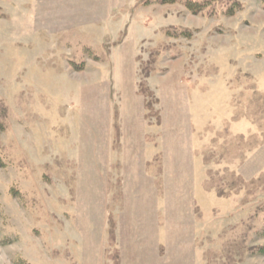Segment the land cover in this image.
<instances>
[{"label": "rangeland", "instance_id": "obj_1", "mask_svg": "<svg viewBox=\"0 0 264 264\" xmlns=\"http://www.w3.org/2000/svg\"><path fill=\"white\" fill-rule=\"evenodd\" d=\"M191 1L205 8L0 0V264H115L116 250L121 264L109 227L98 260L103 218L118 222L124 211L129 219L121 167L113 165L108 195L89 175L93 165L69 151L90 145L81 116L106 115L112 80L122 93L115 111H131L129 79L139 93L144 68L167 78L174 97L162 101L149 77L153 97L141 95L147 123L160 127L161 111H179L174 123L190 118L193 127L166 147L170 164L159 143L149 164L151 218L172 220L163 228V259L157 253L152 261L138 242L133 250L125 244L124 264H264V3ZM124 235L126 242L128 228Z\"/></svg>", "mask_w": 264, "mask_h": 264}, {"label": "crops", "instance_id": "obj_2", "mask_svg": "<svg viewBox=\"0 0 264 264\" xmlns=\"http://www.w3.org/2000/svg\"><path fill=\"white\" fill-rule=\"evenodd\" d=\"M134 77V75L130 77L128 91H126L127 97L132 98V103L129 105L131 111H115V105H113L115 104V97L118 101L122 93H118L121 88L119 86L117 90V88H115V82L112 80L111 84L108 85L109 89L107 92V105H109V109L105 108L106 115H103L102 113V119H94L93 116L96 115L91 111L90 114H83L81 116V119L85 122L83 124L87 130L85 132L88 134L91 131L94 135H91L92 137L87 138V141H90V145L86 147L84 146V149L82 148L83 150L79 147V149H71L69 151V156L72 158H79V162H81V164L85 163L84 166H89V168H91V164L93 165L92 168L94 169H89V175L93 174L97 180H102V185L104 184L105 190L107 191L108 189V195L111 189L109 187V180L112 176L111 174L113 171V165L118 163L119 167H121V176L124 177L123 184H125V188H123V185L122 189L125 191V196L128 197V200H126V214L124 218L129 214V219L127 220L121 217L124 211L123 213L120 212V215L118 216V222H116V239L121 253V264H124V256H126L128 253V250L125 248V244L129 250L130 246L133 250L138 242L144 244L143 246H145L146 251L148 252L144 254L147 257H150L152 261L158 260L156 257L157 253L161 259H163L164 256L160 255L161 250H159V248H164V242L167 241L161 238L162 235L163 237L168 238V235L165 234L166 232L163 230V228L167 229V223L169 222V224H171L172 220L165 221L164 224H162L158 220L155 223L151 218V212L154 211L155 206H151L148 203V197L156 195V191L153 189V187H151L153 185L151 180L153 177L149 174V164L151 165L152 161L155 160L159 155L157 146L159 143L161 154L164 158V164L165 166L168 165V163L172 161V157L168 156V150H166V147L169 146L170 148L171 145L175 144V140L177 138L180 139L179 133L184 131L183 129L185 126L189 128L193 127V123L190 122V118L189 120L187 118L186 121V119L184 120L180 117L177 118L178 122L174 123L172 117L174 115H179V111H161L160 127L152 126L150 123H147L145 101L141 94H139L137 91V80H135ZM166 80L167 78L160 80L157 77L151 76L148 80V83L151 89H153L154 92H157L159 98L162 99V101L164 96L167 95V97L171 98V101L173 102L174 97L172 94H170V85L168 84L169 81L166 82ZM165 82L167 84H165ZM130 85L131 92L129 93ZM169 98H167L166 108H168ZM184 112L185 111H181V115H184ZM131 116H134V121ZM116 119L118 120V124L120 126V152H117L114 148ZM159 130L161 132V137L157 136L156 140H150L149 136H151V134L157 135V131ZM162 133L164 135H162ZM138 160H140L139 163L137 162ZM165 191L167 195H169L171 192L168 187L165 188ZM129 196L132 197L131 200L129 199ZM134 196H136L135 199ZM142 197H145V199L142 200ZM156 207L158 206L156 205ZM166 210L167 209L165 208V212ZM136 212H140L142 215L140 216L141 219L134 218L133 215ZM142 217L144 218L142 219ZM124 220L127 221L124 222ZM109 221L110 218L106 220L103 218V224L100 227L102 234V245L98 251V260L102 258L101 253H103V250L105 249V239L107 236L106 229L109 227ZM126 222L128 223V227L125 224ZM148 227L150 228L149 230ZM127 228L129 229L130 238L125 242V237L127 235L124 234L125 229ZM148 263L149 262H147V264Z\"/></svg>", "mask_w": 264, "mask_h": 264}, {"label": "trees", "instance_id": "obj_3", "mask_svg": "<svg viewBox=\"0 0 264 264\" xmlns=\"http://www.w3.org/2000/svg\"><path fill=\"white\" fill-rule=\"evenodd\" d=\"M163 4H172V3H176V2H182L185 3V6L187 7V9L189 11H191L193 14H197L198 12H201L200 8H205V5L203 4H199L197 2L191 1V0H160ZM264 3V0H261ZM156 69H142L141 70V81L139 83V93L145 98V99H149L152 98V92L148 89V87L146 86V80L150 77L151 74H153L155 72ZM148 109L150 106V103L148 102ZM109 246H110V250L111 248H114V246H116L117 248V239H116V222L113 220V218L110 219L109 222ZM262 253L264 254V249L261 250ZM110 252V251H109ZM116 261L115 264H120V257L118 254V251L116 250Z\"/></svg>", "mask_w": 264, "mask_h": 264}]
</instances>
